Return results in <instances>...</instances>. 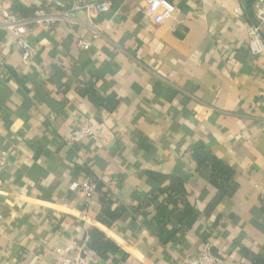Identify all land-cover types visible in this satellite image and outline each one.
I'll return each instance as SVG.
<instances>
[{"label": "crops", "instance_id": "1", "mask_svg": "<svg viewBox=\"0 0 264 264\" xmlns=\"http://www.w3.org/2000/svg\"><path fill=\"white\" fill-rule=\"evenodd\" d=\"M52 1L0 7L29 19ZM171 1L161 25L141 0L76 13L74 26L27 25V66L0 30V264H181L205 245L224 264H264V52L247 37L256 0ZM87 24L101 34L89 51L78 44ZM84 124L97 137L69 147ZM90 181L86 206L71 187Z\"/></svg>", "mask_w": 264, "mask_h": 264}, {"label": "built area", "instance_id": "2", "mask_svg": "<svg viewBox=\"0 0 264 264\" xmlns=\"http://www.w3.org/2000/svg\"><path fill=\"white\" fill-rule=\"evenodd\" d=\"M117 1L119 0H53L49 5L39 9L29 19L17 17L0 7V17L2 19L0 30L9 31L15 37V46L20 52L21 62L27 66L35 59L37 52L23 35V27L36 24L46 31H51L55 26L62 23L74 26L79 22V19L75 17L76 13H84L86 17H88L90 11L95 14L109 13ZM141 1L146 5V14L156 25H161L165 21L172 19L177 11L171 0ZM87 25L92 30L91 38H82L78 42L81 49L85 51H89L93 46V42L101 35L90 24ZM247 37L253 53L261 54L264 52V0H256L252 6ZM97 135L98 131L96 129L90 124H84L78 129L72 130L65 141L69 147H72L85 139H95ZM7 165V152L0 146V175L5 172ZM71 188L73 191L80 193L86 206L92 203L97 191L96 183L91 181L73 184ZM58 253L61 254L60 250ZM56 264L98 263L90 261L83 256L75 255L73 257L61 256ZM181 264H224V261L212 253L209 245H205L199 254L187 256Z\"/></svg>", "mask_w": 264, "mask_h": 264}, {"label": "trees", "instance_id": "3", "mask_svg": "<svg viewBox=\"0 0 264 264\" xmlns=\"http://www.w3.org/2000/svg\"><path fill=\"white\" fill-rule=\"evenodd\" d=\"M206 161L212 162L215 175L225 176L226 177L225 180L230 179L232 174L231 169H229L228 166L223 164L221 161L215 159L211 154L204 152L200 162H206Z\"/></svg>", "mask_w": 264, "mask_h": 264}]
</instances>
